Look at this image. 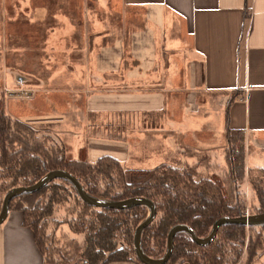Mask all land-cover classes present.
<instances>
[{"label": "crops", "instance_id": "0c3cea01", "mask_svg": "<svg viewBox=\"0 0 264 264\" xmlns=\"http://www.w3.org/2000/svg\"><path fill=\"white\" fill-rule=\"evenodd\" d=\"M42 18L50 24L37 28ZM39 29L50 62L67 58L60 72L117 80L77 88L61 116L42 120L83 138L77 155L85 147L90 161L110 154L125 169L168 163L224 175L227 128L241 130L249 201L247 171L264 166V0H0V44L12 42L14 58ZM9 75L1 60L0 92H12L5 112L42 124L11 111L16 89L37 87ZM0 264H49L18 209L0 223Z\"/></svg>", "mask_w": 264, "mask_h": 264}, {"label": "trees", "instance_id": "16d2710c", "mask_svg": "<svg viewBox=\"0 0 264 264\" xmlns=\"http://www.w3.org/2000/svg\"><path fill=\"white\" fill-rule=\"evenodd\" d=\"M49 141L45 146L43 139ZM227 169L225 174L197 172L194 167L161 163L153 168L125 169L110 154L94 161L81 147L76 157L67 156L62 142L47 131H38L20 119H12L0 99V210L5 193L14 186H28L47 172L63 169L75 176L92 196L107 200H123L137 196L148 198L155 215L140 232L143 252L162 256L167 248L169 229L177 223L189 226L198 237L210 234L215 220L222 216L235 218L245 214L244 136L241 130L227 128ZM126 172L129 173L128 177ZM250 189L249 214H264V166L247 171ZM74 195L77 208L69 211L64 223L68 232L82 234L78 243L79 259L69 264H105L109 261L132 260L137 257L133 234L148 215V207L135 203L125 208L93 206L78 194L71 180L56 177L35 191L13 195L9 209L22 213V223L29 226L45 260L55 250L50 244L48 218L59 200ZM264 224L245 225L235 220L220 224L206 244L194 241L189 232L177 231L173 249L162 264H250L264 251ZM243 254V255H242Z\"/></svg>", "mask_w": 264, "mask_h": 264}, {"label": "rangeland", "instance_id": "374dc122", "mask_svg": "<svg viewBox=\"0 0 264 264\" xmlns=\"http://www.w3.org/2000/svg\"><path fill=\"white\" fill-rule=\"evenodd\" d=\"M64 0H38L39 3L47 2L49 5H60ZM66 2H64L65 4ZM62 8V6H59ZM108 15L104 14L107 18L112 16L115 17L116 9H107ZM110 13L114 15H110ZM49 19H46L44 22V18L39 21L37 28H42L41 24H50ZM23 23V22H21ZM24 26V23H23ZM27 28H22L21 31L26 30ZM30 29H28L29 31ZM31 30H34L33 28ZM27 31V33H29ZM32 34L34 32L32 31ZM35 40L27 39L21 40L20 43V52L17 54L22 55V58H14L12 46V42H7L5 46L0 44V81H1V60L5 63L7 68V73H17L20 74L23 79L27 80L23 83H32L36 85L37 89L30 92L29 90H18L17 92H13L15 102H21L18 104L19 106H15L14 103L11 104L12 110L15 113H20L25 117L26 121H37L42 122L39 125H33L30 123L34 129L38 131H47L55 136L58 141L62 142L64 151L67 156L76 157L77 155V147L82 143L83 138H79L74 136L73 134L67 135L61 127L55 126L54 124H43L42 120H52L57 116H61L63 111L62 102H66L67 100H71V98L75 95H80L81 93H75L77 88L83 87H94L97 85H113L117 80L111 79L107 77L106 79L99 78L97 74L91 73L84 75H76L72 76V72L62 73V66L66 65L63 62H59V60L67 58H56L57 62H50L52 58H48L47 46L44 45V32L40 29L36 32ZM28 36V34H27ZM30 40V41H29ZM32 44V46H30ZM37 44V45H35ZM56 51V55L58 56V49H54ZM5 55L7 58H5ZM4 56V58H2ZM73 61L74 58H71ZM49 61V62H48ZM63 63V64H62ZM12 77L15 84H19V80L14 75H9V78ZM20 90V91H19ZM12 92L3 91L1 89L0 98L4 100V109L5 111L10 110L8 104L6 103V97L12 96L10 95ZM30 97L31 99H27ZM31 103V104H30ZM50 104L52 107L48 106ZM29 106L33 110L32 113H29ZM11 112V113H14ZM12 119H18L16 117H12ZM25 122V121H24ZM89 135V134H88ZM90 136V135H89ZM81 139V141H80ZM43 143L45 146H49V141L45 138L43 139ZM129 173L126 172V176L128 177ZM57 199L59 200L58 204L55 207L53 214L48 218L47 221V230L50 233V244H52L55 250H50L47 253L52 254L51 258L49 257L46 261L49 264H69L72 260L79 259V244L83 240L82 234H74L75 239L73 238L72 232H68L69 228L67 223L63 222L69 216V211L76 209V203L74 199V195H69V198L65 200L63 196L57 195ZM249 204L245 199V212L249 213ZM264 234V232H263ZM263 254L258 256L256 260H254L250 264H264V251ZM243 255V254H242ZM242 259V256L236 261L235 264H239Z\"/></svg>", "mask_w": 264, "mask_h": 264}, {"label": "water", "instance_id": "95a60500", "mask_svg": "<svg viewBox=\"0 0 264 264\" xmlns=\"http://www.w3.org/2000/svg\"><path fill=\"white\" fill-rule=\"evenodd\" d=\"M56 177H64V178L71 180L72 183L74 184L78 194L80 195V197L84 201H86L87 203H89L93 206H108V207H115V208H125V207H128V206L135 204V203L145 204L149 210L148 215H147L146 219L143 222H141L135 228V231L133 234V244H134L135 253H136L137 257L140 259V261L145 263V264H162L168 259L169 255L173 249V237L177 231L185 230V231L190 233V235L192 236V238L194 239L195 242H197L199 244H206L213 239V237L216 234V230H217L218 226L220 224L226 222V221L235 220V221L241 222L245 225H251V224L262 225V224H264V214L253 215V214L248 213V214H244L242 216H238L235 218H231L229 216H222V217H219L215 220L213 227H212V230L208 236L198 237L195 234V232L189 226H187L184 223H177V224H174L168 231L167 248H166L165 253L158 258H151L143 252L141 245H140V241H139V235H140V232L143 229V227L146 226L148 223H150V221L153 219V217L155 215V206H154L153 202L150 201L148 198L141 197V196H137V197H133V198H127V199H123V200H107V199L97 198L95 196L90 195L84 189L83 185L79 182V180L75 176H73L71 173H69L68 171L63 170V169L51 170L31 185L11 187L5 193L4 198H3L2 208L0 210V223L6 218L8 212H9V201L13 195L20 193V192H23V191H35Z\"/></svg>", "mask_w": 264, "mask_h": 264}, {"label": "built area", "instance_id": "2783aa9c", "mask_svg": "<svg viewBox=\"0 0 264 264\" xmlns=\"http://www.w3.org/2000/svg\"><path fill=\"white\" fill-rule=\"evenodd\" d=\"M245 214H248V212H245Z\"/></svg>", "mask_w": 264, "mask_h": 264}]
</instances>
